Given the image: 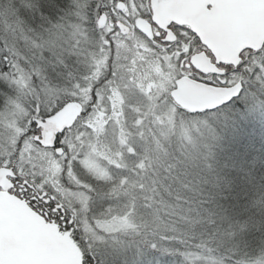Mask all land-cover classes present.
<instances>
[{"label":"snow or ice","instance_id":"snow-or-ice-1","mask_svg":"<svg viewBox=\"0 0 264 264\" xmlns=\"http://www.w3.org/2000/svg\"><path fill=\"white\" fill-rule=\"evenodd\" d=\"M0 264H264V0H0Z\"/></svg>","mask_w":264,"mask_h":264}]
</instances>
